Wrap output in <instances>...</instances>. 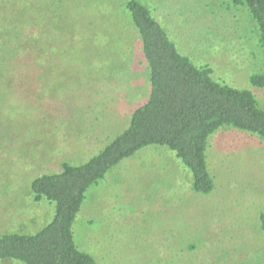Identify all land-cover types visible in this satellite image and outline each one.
I'll use <instances>...</instances> for the list:
<instances>
[{"label": "rangeland", "instance_id": "374dc122", "mask_svg": "<svg viewBox=\"0 0 264 264\" xmlns=\"http://www.w3.org/2000/svg\"><path fill=\"white\" fill-rule=\"evenodd\" d=\"M127 1L0 0V235L50 222L54 207L34 201L32 181L64 161H89L146 102ZM137 1L183 55L251 90L264 108V88L250 83L264 74V54L244 9L228 0ZM207 157L215 188L205 195L169 150L149 147L121 162L87 193L74 225L80 250L94 264H264V142L222 129Z\"/></svg>", "mask_w": 264, "mask_h": 264}, {"label": "trees", "instance_id": "16d2710c", "mask_svg": "<svg viewBox=\"0 0 264 264\" xmlns=\"http://www.w3.org/2000/svg\"><path fill=\"white\" fill-rule=\"evenodd\" d=\"M228 2L247 12L264 54V0ZM124 13L139 37L147 67V100L131 114L123 131L89 161L78 165L64 161L58 173L43 174L32 181L34 201L52 205L53 217L34 234L0 235V261L94 264V259L80 250L74 234L87 193L142 149L173 152L191 174L193 192L205 195L215 188L207 157L209 140L215 133L232 128L264 142V108L251 90L217 81L210 66L194 64L141 2L128 0ZM73 33L81 38L79 32ZM250 83L264 88V74H254ZM260 228L264 234V214Z\"/></svg>", "mask_w": 264, "mask_h": 264}]
</instances>
